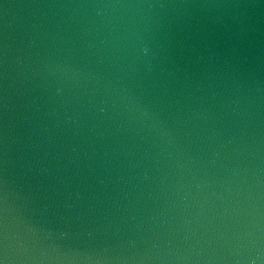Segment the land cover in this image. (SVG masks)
<instances>
[{"label":"water","instance_id":"obj_1","mask_svg":"<svg viewBox=\"0 0 264 264\" xmlns=\"http://www.w3.org/2000/svg\"><path fill=\"white\" fill-rule=\"evenodd\" d=\"M5 264H264V0H0Z\"/></svg>","mask_w":264,"mask_h":264},{"label":"snow or ice","instance_id":"obj_2","mask_svg":"<svg viewBox=\"0 0 264 264\" xmlns=\"http://www.w3.org/2000/svg\"><path fill=\"white\" fill-rule=\"evenodd\" d=\"M0 264H5L3 259H0Z\"/></svg>","mask_w":264,"mask_h":264}]
</instances>
